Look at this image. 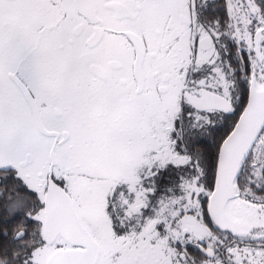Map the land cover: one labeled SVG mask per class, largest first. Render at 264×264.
I'll return each mask as SVG.
<instances>
[{
	"label": "snow or ice",
	"instance_id": "6c2138e0",
	"mask_svg": "<svg viewBox=\"0 0 264 264\" xmlns=\"http://www.w3.org/2000/svg\"><path fill=\"white\" fill-rule=\"evenodd\" d=\"M0 264H264V0H0Z\"/></svg>",
	"mask_w": 264,
	"mask_h": 264
},
{
	"label": "flooded vegetation",
	"instance_id": "af4514ba",
	"mask_svg": "<svg viewBox=\"0 0 264 264\" xmlns=\"http://www.w3.org/2000/svg\"><path fill=\"white\" fill-rule=\"evenodd\" d=\"M217 3L218 4H224V3H226V0H217ZM191 254H193L192 252H191V250H190V255Z\"/></svg>",
	"mask_w": 264,
	"mask_h": 264
}]
</instances>
